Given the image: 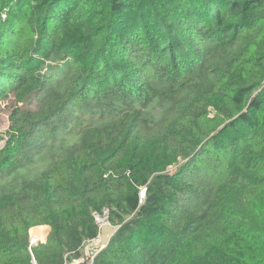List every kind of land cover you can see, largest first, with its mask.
<instances>
[{"label": "trees", "instance_id": "16d2710c", "mask_svg": "<svg viewBox=\"0 0 264 264\" xmlns=\"http://www.w3.org/2000/svg\"><path fill=\"white\" fill-rule=\"evenodd\" d=\"M4 9L0 264H264V0Z\"/></svg>", "mask_w": 264, "mask_h": 264}, {"label": "rangeland", "instance_id": "374dc122", "mask_svg": "<svg viewBox=\"0 0 264 264\" xmlns=\"http://www.w3.org/2000/svg\"><path fill=\"white\" fill-rule=\"evenodd\" d=\"M6 12L0 14V21H2L1 23L5 24L8 20L7 15H8V9H4ZM21 107V106H20ZM12 109H11V102H0V150L3 149L5 147V144L7 143V135L10 134L11 136L14 133V130L12 129V127L9 128L11 122H10V117L12 114ZM176 168L175 167H171L169 168V171L171 172H176L175 171ZM173 173V174H174ZM111 213L109 209H104L102 214L99 213H94V220L98 226V237L87 243L82 250V254H83V258L86 255H90V247L94 246V250L96 251V255L97 253L103 249V245L107 242H109L111 240V238L113 237V235L115 234L117 227H115L112 222H111V217H110ZM98 219H100V222L98 221ZM39 228V230H43L45 231V240L47 236L49 235L51 229L48 226H43V227H37ZM33 230H37V229H33ZM42 234L40 232H35L33 233L32 237L34 242L37 239V236H41ZM97 244V245H96ZM83 258L79 261H76L72 264H77L79 262H81L83 260Z\"/></svg>", "mask_w": 264, "mask_h": 264}, {"label": "water", "instance_id": "95a60500", "mask_svg": "<svg viewBox=\"0 0 264 264\" xmlns=\"http://www.w3.org/2000/svg\"><path fill=\"white\" fill-rule=\"evenodd\" d=\"M90 255H86L83 260L77 264H92L94 257L96 256V251L94 250V246L90 247Z\"/></svg>", "mask_w": 264, "mask_h": 264}, {"label": "clouds", "instance_id": "9594fccd", "mask_svg": "<svg viewBox=\"0 0 264 264\" xmlns=\"http://www.w3.org/2000/svg\"><path fill=\"white\" fill-rule=\"evenodd\" d=\"M38 242H40V241H36V242H34L33 237H32V241H31V243H32L33 245L36 244V243H38Z\"/></svg>", "mask_w": 264, "mask_h": 264}, {"label": "bare ground", "instance_id": "6f19581e", "mask_svg": "<svg viewBox=\"0 0 264 264\" xmlns=\"http://www.w3.org/2000/svg\"><path fill=\"white\" fill-rule=\"evenodd\" d=\"M37 239H38V240H36V241H39V240H41L42 238H41V236H37ZM36 241H35V242H36ZM96 245H97V244H96Z\"/></svg>", "mask_w": 264, "mask_h": 264}, {"label": "crops", "instance_id": "0c3cea01", "mask_svg": "<svg viewBox=\"0 0 264 264\" xmlns=\"http://www.w3.org/2000/svg\"><path fill=\"white\" fill-rule=\"evenodd\" d=\"M35 229H39V228H35ZM32 232V231H31ZM32 236V235H31ZM42 241V240H41ZM108 244V242L107 243H105L104 245H103V247H105L106 245Z\"/></svg>", "mask_w": 264, "mask_h": 264}, {"label": "built area", "instance_id": "2783aa9c", "mask_svg": "<svg viewBox=\"0 0 264 264\" xmlns=\"http://www.w3.org/2000/svg\"><path fill=\"white\" fill-rule=\"evenodd\" d=\"M98 221L100 222V219H98Z\"/></svg>", "mask_w": 264, "mask_h": 264}]
</instances>
